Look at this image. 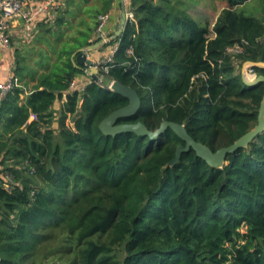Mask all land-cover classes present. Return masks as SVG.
Returning a JSON list of instances; mask_svg holds the SVG:
<instances>
[{"label":"trees","instance_id":"1","mask_svg":"<svg viewBox=\"0 0 264 264\" xmlns=\"http://www.w3.org/2000/svg\"><path fill=\"white\" fill-rule=\"evenodd\" d=\"M222 1L209 29L171 0H129L134 16L101 73L142 99L119 124L185 125L213 152L258 125L264 82L236 70L264 62V20L237 10L249 0ZM102 2L96 18L115 0ZM91 32L41 63L25 100L17 84L2 100L0 264H264V131L221 168L193 149L170 166L185 145L172 129L105 135L101 123L129 100L92 81L72 87Z\"/></svg>","mask_w":264,"mask_h":264},{"label":"crops","instance_id":"2","mask_svg":"<svg viewBox=\"0 0 264 264\" xmlns=\"http://www.w3.org/2000/svg\"><path fill=\"white\" fill-rule=\"evenodd\" d=\"M129 4V0H115L112 10L108 13L111 18L107 29L108 35L115 34L122 13L130 11ZM102 7V0H59V7L40 11L36 1L27 3L24 14L28 17L21 15L16 21L14 20L9 35V45L0 44V81L7 82L12 78L16 79V84L25 89L24 94L21 95V99L25 100L42 73L41 63L48 62L44 60L40 63L37 60L36 65H31L32 58L30 57L39 56L42 51H45L48 57L53 53L50 42L54 40L52 34L57 29L68 28L70 30L69 34L62 37L60 43L71 41L81 31H92L89 42L100 46L88 53L89 58L97 64L107 61L115 45L109 46L98 32L99 25L97 24L102 15L96 18V13L102 10ZM18 68L24 69L22 79L20 77L22 75L18 74ZM34 71L37 74L33 77ZM89 81L91 82V78L84 71L77 75L74 88L84 90ZM66 100L67 95H64L62 103Z\"/></svg>","mask_w":264,"mask_h":264},{"label":"water","instance_id":"3","mask_svg":"<svg viewBox=\"0 0 264 264\" xmlns=\"http://www.w3.org/2000/svg\"><path fill=\"white\" fill-rule=\"evenodd\" d=\"M127 24V12L124 11L122 13L120 22L117 25L116 32L113 37L110 39L109 43L113 40L118 39L124 33L125 26ZM100 45H90L85 48L79 49L73 55L74 63L82 68L86 72L87 75L90 76L91 81L95 83H100V69L97 66V63L89 58L88 53L90 51L98 49ZM249 67H262L264 68V62L261 63H252L248 62L245 64L243 71V80L246 85L254 86L260 82H264V75H259L254 81H250L247 76V69ZM108 90L115 92L117 94L122 95L123 97L129 100V105L121 108L112 114H110L102 123H101V131L108 136H116L121 133L126 132H134L140 136L149 137L152 140H156L162 135L166 130L172 129L184 142L185 145H182L178 148L176 153V158L169 164L170 166H174L177 164L184 152H188L193 149L197 155L205 160L210 166L214 168H221L226 162V158L230 153L235 152L236 150L244 147H248L250 143L264 131V100L261 105L258 125L245 136L241 137L234 145L230 147H225L223 149L218 150L217 152H213L206 145L197 142L195 139L191 137L188 133L186 126L181 125L174 122L166 121L162 123L161 127L156 131H150L145 124L142 122L138 123H123L119 124V121L122 119H129L138 114L142 107V99L139 93L133 89L132 87H127L122 85L117 81H112L111 85H102ZM1 91H0V106L2 103L1 99Z\"/></svg>","mask_w":264,"mask_h":264},{"label":"built area","instance_id":"4","mask_svg":"<svg viewBox=\"0 0 264 264\" xmlns=\"http://www.w3.org/2000/svg\"><path fill=\"white\" fill-rule=\"evenodd\" d=\"M30 1H36L38 4V8L40 11H45L48 8L52 7H59V0H0V44L4 46L9 45V35L11 31L12 24L14 20L18 19L21 15L28 17V15L24 14V8L29 3ZM134 14L130 11L127 12V22L133 18ZM110 15L105 14L100 16L99 18V27H98V32L102 35L103 39L105 42L110 41V39L113 37L112 34L107 33L108 25L110 23ZM118 49V45H116L113 50H112V55L110 58L103 62V63H98L97 66L100 69V85H105L104 83V78L103 75L101 74L102 72H108L109 67L107 64L111 63L113 61L114 54L116 53ZM231 51H234V49H231ZM236 51H238L236 49ZM128 54H132V50H128ZM247 78L250 81H254L259 75L257 72L254 70L253 67H249L247 69L246 73ZM112 82H110L107 85H111ZM16 86V79L12 78L11 80L7 82H2L0 81V91L1 93V99L4 100L6 96L14 89ZM72 87H75V83L72 84ZM32 119H35L33 116ZM1 177V173H0ZM9 185H6L8 188Z\"/></svg>","mask_w":264,"mask_h":264},{"label":"rangeland","instance_id":"5","mask_svg":"<svg viewBox=\"0 0 264 264\" xmlns=\"http://www.w3.org/2000/svg\"><path fill=\"white\" fill-rule=\"evenodd\" d=\"M74 1V0H72ZM173 4L178 6L181 9L186 10L201 26H207L209 29H212L218 16L222 12V10L226 7V4L222 0H171ZM85 2V1H84ZM238 11H243L247 15L256 16L257 18L264 20V0H249L244 5L237 8ZM130 12V11H129ZM75 23V22H74ZM73 25V24H72ZM69 29L64 28L62 30L57 29V31L53 32V38L50 42V48L52 52L48 57L45 51L37 55H32L31 65H36V61L38 60L40 63L44 60L53 61L56 59L57 55L55 50L57 48L61 50H69L72 47L67 43H60L61 37H64L65 34H69ZM60 37V38H59ZM49 40V39H48ZM48 42V41H47ZM54 48V51H53ZM245 64L240 67H237L236 73L241 74L243 76ZM90 81L88 82V84ZM105 84H109V81H105ZM10 188V186H8Z\"/></svg>","mask_w":264,"mask_h":264}]
</instances>
